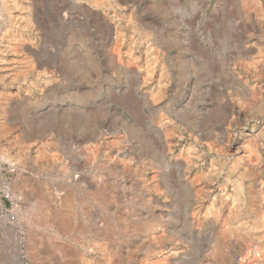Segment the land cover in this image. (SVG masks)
I'll list each match as a JSON object with an SVG mask.
<instances>
[{"label":"rangeland","instance_id":"374dc122","mask_svg":"<svg viewBox=\"0 0 264 264\" xmlns=\"http://www.w3.org/2000/svg\"><path fill=\"white\" fill-rule=\"evenodd\" d=\"M16 1L35 52L21 58L41 66L29 87L0 69V264H264V235L260 251L215 237L236 222L216 200L233 162L264 210V0ZM131 29L161 76L155 101L114 48ZM183 146L188 168L162 155Z\"/></svg>","mask_w":264,"mask_h":264},{"label":"bare ground","instance_id":"6f19581e","mask_svg":"<svg viewBox=\"0 0 264 264\" xmlns=\"http://www.w3.org/2000/svg\"><path fill=\"white\" fill-rule=\"evenodd\" d=\"M9 1L10 2H8V6H6L5 3H7V1L5 2V0H0V6H6L5 8L3 7V10L0 11V38L4 37V39L2 38L4 40V43L0 45V69L6 72V74H4L3 76H5L6 79H9V84H24L29 87V83L30 85L32 83L31 80H27L31 79V76H33V74L36 72V67L41 66L40 61L31 62L29 61V59L27 61H23L24 59L22 60L21 58L23 52L35 53L33 51L34 42L31 40L24 39L22 33L25 28L30 26L28 20L29 16L31 17V15H29L28 9L24 10L27 6L20 7L19 3L16 0ZM109 21L112 22L111 20ZM12 26L17 27V30L13 31V29H11ZM143 39L144 38L140 39L139 32L133 29L129 31L126 37L121 32H116L114 33V48L116 49L117 53L120 54V52L122 51L121 47H125V50H123V54L125 53L126 55L127 67H134L138 74H142L140 82L141 87L144 89V92L148 94L153 101H155L159 98L157 97V94L161 92H159L161 76L160 74L155 73L156 64L153 58L152 49L149 50V44H146V47L142 49L144 52L141 53L142 56L140 57V59H137L133 56V52H135L134 50L136 48H134V46H136L137 42L140 43V45L143 44ZM117 61L122 63L121 59H118ZM45 71L47 72L46 69ZM16 73H20V76H16ZM48 78L49 76H47V79ZM47 83L48 80L45 81L44 85L46 86ZM29 91L25 90L24 95H30L28 93ZM11 97H9V100H11ZM155 120L163 126L167 125L170 122V118L164 116L163 113H159ZM196 135L199 136L202 134ZM199 139L201 140V144L206 145L208 149L213 148L208 141L203 140L206 139L204 135L200 136ZM36 141L37 140H34L33 142L29 143L30 149L35 146ZM189 149L190 147L183 146L178 155H172L169 151H162V155L163 157H166L169 160H171L172 158H178L180 160L181 166H185L186 168H188L192 164V155L190 154ZM230 167L233 168L230 169L229 174H226V176H224V182L220 188L219 193L216 196V200L220 203V206L227 208L229 215L233 216L236 222L233 224L235 225L234 228L228 226L229 224H224L223 227L219 228V233L217 236H215L216 240H219L217 242L227 241L232 243H234L235 241V244H237V240H235V237L236 234H238V230L239 232H242L243 235H245L244 233H247L248 236L250 235L251 246H254L256 250L260 251L263 247L259 243V240L264 235V210L262 208L263 199L259 196L256 191L252 189V187L254 188L258 186V182H251V184L247 182V167L244 164H235V162H233ZM222 169H212V171H215L218 177L222 175ZM238 170L239 172L235 174V172ZM193 196L191 195L185 201L186 209L184 211V217H188V215H190V217L193 218L199 214L198 211H194L191 208L192 200L193 202L195 201V197ZM64 203L66 205L64 206L65 208H63V210L66 209L68 211L69 209H71L72 205L71 200L69 198L65 197ZM163 205H167L166 201L163 202ZM190 209L191 211L189 212ZM69 212L71 213V211ZM203 223L207 228H210V230L213 231L216 226L219 225L220 221L215 213L209 211L207 217L204 218ZM148 230L151 231L154 230V228L151 227V229H146L144 235L147 234ZM161 233H166V227L162 228ZM238 247L241 248V244H238ZM165 258H167V255L164 256V259Z\"/></svg>","mask_w":264,"mask_h":264}]
</instances>
